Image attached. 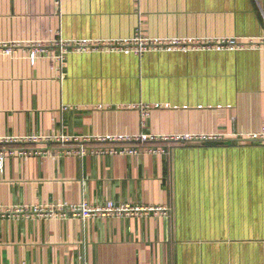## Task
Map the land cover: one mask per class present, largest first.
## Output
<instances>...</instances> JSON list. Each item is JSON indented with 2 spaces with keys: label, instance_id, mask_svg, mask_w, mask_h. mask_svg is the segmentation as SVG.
<instances>
[{
  "label": "crops",
  "instance_id": "1",
  "mask_svg": "<svg viewBox=\"0 0 264 264\" xmlns=\"http://www.w3.org/2000/svg\"><path fill=\"white\" fill-rule=\"evenodd\" d=\"M263 131L264 0H0V149L136 148L6 155L0 208H159L0 216V264H264Z\"/></svg>",
  "mask_w": 264,
  "mask_h": 264
},
{
  "label": "built area",
  "instance_id": "2",
  "mask_svg": "<svg viewBox=\"0 0 264 264\" xmlns=\"http://www.w3.org/2000/svg\"><path fill=\"white\" fill-rule=\"evenodd\" d=\"M150 44H156L158 42L156 41H143L139 37L135 39L134 44L139 46L140 48H145L144 46ZM174 45H177V41L172 42ZM227 46L235 47L239 45L235 40L231 39L229 41H226ZM249 44H253L251 41ZM3 52L7 54H12L15 52V48L17 45L11 44V45H3ZM59 49L58 55L56 58L61 62L64 58V54L67 52L68 49L74 48L75 50H88L93 49L96 47L94 45L91 47V45L85 44V43H78L76 45H71L69 43H66L62 40H59L54 45ZM47 50V46L41 43H32L28 45V57L30 61L33 63L35 59L39 56L41 53H45ZM188 138V136H186ZM252 138H264V131L259 134H254ZM75 139V141L80 142L77 144V146L74 147H19L14 149H0V163H2V159L6 155H31V154H50L55 155L57 153L67 152V153H78L82 155L87 150H90V152H96V153H115V152H134L136 151L135 146H120L117 148H113L110 146H93L91 148H87V146L84 145V141H87L89 139ZM93 140H96L97 142H104V141H116V140H136V141H146L148 140L147 135H142L140 137H135L134 139H131L129 137H95ZM9 141L13 142H48L53 143L58 142L61 145L63 143L69 142L70 140L67 137H58L57 139H50V138H41V137H29V138H21V139H9ZM155 148H151V150H154ZM159 208H155L153 206H147V205H130V204H114L112 202H107L104 205L100 206H89L85 203H81L79 205H49V204H39L34 205L33 207H13V208H6L1 209L0 208V216H9V217H56V216H79L82 219L91 217V216H132V215H139V214H145L150 211H155Z\"/></svg>",
  "mask_w": 264,
  "mask_h": 264
}]
</instances>
